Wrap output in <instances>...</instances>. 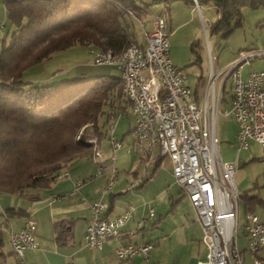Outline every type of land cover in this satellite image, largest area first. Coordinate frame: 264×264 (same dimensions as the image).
<instances>
[{
  "label": "built area",
  "instance_id": "obj_1",
  "mask_svg": "<svg viewBox=\"0 0 264 264\" xmlns=\"http://www.w3.org/2000/svg\"><path fill=\"white\" fill-rule=\"evenodd\" d=\"M195 3L199 5L198 0ZM131 12V11H130ZM158 15L153 28L146 32V43L131 42L124 50L115 54L112 50L91 49L95 64L116 66L123 80V93L134 117L135 145L143 152L144 167L135 182H143L146 167L153 160L156 149L169 155L172 174L190 199L203 229V242L208 247L206 264H243L244 253L239 248V204L241 191L236 182L237 161L223 160L219 151L217 118L222 104V89L231 81V109L224 115H234L238 122V149H247L250 140L258 142L264 151V70H250L243 75L245 65L252 57L264 56V49L242 50L237 58L224 68L212 70L207 92L202 102L197 101L188 85L187 73L175 64L170 55L168 21ZM221 79L219 88L217 79ZM117 109L111 110L109 157L96 147L92 159L97 164L96 176L111 175L103 188L112 186L117 167L114 151L122 147V141L114 132L113 118ZM112 160L108 165L106 161ZM69 175L64 170L59 176ZM82 180H76L75 184ZM132 183L129 188H133ZM110 203L96 200L92 203V218L85 230L86 244L101 248L106 239L119 241L116 256L130 259L142 255L148 259L153 243L125 241L122 227L133 219L134 206L114 218L106 216ZM149 210V216L154 215ZM142 221L139 222L141 224ZM36 222L29 219L19 230L9 233L12 249L23 257L29 248H37L33 235ZM243 228L248 236L247 250L252 254L264 247V222L256 212H247ZM130 235L135 232H129ZM264 261L255 257L254 264Z\"/></svg>",
  "mask_w": 264,
  "mask_h": 264
},
{
  "label": "trees",
  "instance_id": "obj_2",
  "mask_svg": "<svg viewBox=\"0 0 264 264\" xmlns=\"http://www.w3.org/2000/svg\"><path fill=\"white\" fill-rule=\"evenodd\" d=\"M198 2L216 5L219 18L211 23V33L224 37L233 32L234 22L243 24V6L264 7V0ZM5 8L15 30L0 52V193L39 198V190L76 160L93 157L95 145L86 140V126H93L98 147L109 135L111 110L129 103L121 75L42 84L26 81L25 71L74 46L121 53L137 42L132 25L149 11V5L140 0H5ZM225 93L230 94L226 84L222 102ZM249 191L241 192L245 213L256 212L263 204L258 194ZM20 212L7 208L12 215ZM3 239L0 263L7 256Z\"/></svg>",
  "mask_w": 264,
  "mask_h": 264
},
{
  "label": "crops",
  "instance_id": "obj_3",
  "mask_svg": "<svg viewBox=\"0 0 264 264\" xmlns=\"http://www.w3.org/2000/svg\"><path fill=\"white\" fill-rule=\"evenodd\" d=\"M159 3L163 8L159 15L166 16L170 33L177 34L193 22H196V28L200 29V25H204L206 19H213L215 15L219 18L216 5H197L189 0H171L168 3L159 1ZM143 15L136 19L141 23V35L136 33V40L141 44L146 43V32L152 30L153 22L158 16L153 17L147 24L143 21ZM194 30L195 28L186 34L189 35ZM184 34L185 31L181 32V35ZM256 45L248 50L261 47ZM174 58H178L175 53ZM252 58L250 64L253 63ZM90 62L93 63L91 49L74 46L61 52L58 51L51 58L32 65L25 71L24 79L42 84L58 82L81 75L84 71L82 65ZM257 66V69L264 70V61H259ZM193 94L197 101L201 100L200 102L206 96L205 93L200 98L197 90L193 91ZM127 107L130 108L129 105ZM133 125L134 122L129 130L123 132L120 130L118 135L115 131L117 138L122 141V147L114 151L116 156L114 164L118 170L112 186L105 192L103 188L111 171L108 170L103 176H96L97 164L91 158L93 163L90 164L75 162L66 170L69 175L59 176L48 187L39 190V198L18 194H11L10 197L0 196V215L4 220L0 229V237L4 238L7 251V256L0 264H206L208 247L203 242L202 225L197 219L196 210L190 199L183 193L184 191L173 177L172 161L169 155H162L156 149L153 160L146 167L147 175L143 182H135L142 174L144 159L143 152L135 145ZM236 125L234 142L237 157L242 156L243 151H245V156L250 157L253 154H250L248 150L253 143L258 142L250 140L247 149L239 150L237 145L238 122ZM129 132L132 135H128ZM98 149L109 157L112 152L109 135L104 136L98 142ZM226 161H237L238 163V158L234 160L231 157ZM106 163L111 165L113 162L108 159ZM238 177L239 182L237 180L236 182L239 191L250 190V193H254L252 188H249L247 178L241 175ZM79 179L82 181L75 184V181ZM132 183H135V186L129 188ZM259 196L263 200L261 205L263 207L264 198L260 194ZM96 200L110 203L106 211V216L109 218L121 215L129 204L135 207L133 219L128 220L122 230L126 237L125 241L153 243L148 259L142 255H135L125 260L119 259L115 254V248L119 244L116 238L106 239L101 248L90 247L86 244L85 230L92 218V203ZM10 207L21 209L22 212L14 215L7 213V208ZM258 207L256 213H258ZM151 208L155 212L152 217L149 216ZM260 217L264 222V218L261 215ZM29 219L36 222L33 235L39 246L27 249L24 256L20 257L12 249L9 233L11 230H19ZM140 221H142L141 224H139ZM244 223L245 219L241 222L237 241L244 253L243 264H254L255 257L264 261V247L256 255L247 250L249 243L243 228ZM133 231L135 234L130 235L129 232ZM2 232L3 235H1Z\"/></svg>",
  "mask_w": 264,
  "mask_h": 264
},
{
  "label": "rangeland",
  "instance_id": "obj_4",
  "mask_svg": "<svg viewBox=\"0 0 264 264\" xmlns=\"http://www.w3.org/2000/svg\"><path fill=\"white\" fill-rule=\"evenodd\" d=\"M141 1L149 5V11L142 17L143 21L149 24L153 17H156L163 11V8L159 2L154 0ZM210 5L213 4L210 3ZM262 13L264 14V7L252 8L249 5L243 6V24L236 26V23L234 22V30L227 37H224L221 33H211L210 26L211 23L216 20L217 15H215L213 19H206L205 24L200 25V29L196 28L197 23L193 22L186 28L178 31L177 34L175 32L170 33L169 41L171 58L187 73L188 85L193 91L197 90L200 98L206 93V85L208 84L207 81L209 82V76L212 69L215 72H218L229 64L230 61L237 58L240 51L248 50L256 44V46H261L258 49H264V15H260ZM193 28H195V30L187 35L186 33ZM14 30L15 26L10 22L6 14L5 0H0V52L3 46H8L10 44ZM132 30H134L137 35H141V23L139 20H134ZM183 31H185V34L181 35V32ZM194 43L195 46L193 47ZM174 53L177 54V59L174 58ZM252 59L253 63L246 65L243 69L244 76H247L250 70L257 69L259 61H264V57ZM82 68L84 69L83 73L79 76L75 75L73 78H109L120 75L119 69L116 66L109 64H95L90 62L82 65ZM221 79L222 78H218L216 81L218 88ZM230 87L231 81L228 79L226 89L229 90ZM228 95L225 93L226 102H222L220 105V113L217 118V135L220 138V154L224 160H228L231 157H233L234 160L238 158L239 168L237 169L236 175L237 182H239V175L244 176L249 181V188H252V191L255 194H260L264 198V151L259 143H253L250 150H248L250 154L253 155L250 157L245 156V151H243L242 156L240 155L237 157V149L234 142V133L237 122L234 115L231 114L227 116L222 113L225 109H231V98L230 95ZM200 101L201 100H199V102ZM116 109L118 110L113 118V123L114 132L116 131V134L118 135L120 130L122 132L129 130L130 125L134 122V117L128 107L124 109L118 107ZM104 110L107 113L110 110V106L108 104L104 105ZM82 130L83 129L77 134V138L83 133ZM85 130L86 132L84 131V133L88 134L86 140L95 144L92 142V139H97V136L93 133V126L89 124L86 126ZM128 135H132V133L129 132ZM254 157L256 158L253 159ZM75 162L93 163L92 159L89 157L79 158ZM4 195L8 197L11 196L10 194L0 193V196ZM238 204L241 226L243 219L246 220L244 200L240 199V203ZM258 213L264 218V205L263 207H258ZM3 224L4 220L0 215V229ZM1 235H3V232Z\"/></svg>",
  "mask_w": 264,
  "mask_h": 264
}]
</instances>
